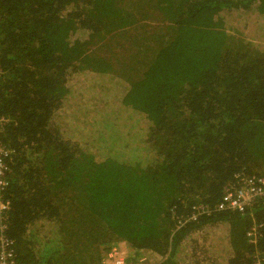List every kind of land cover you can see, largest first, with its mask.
<instances>
[{
    "label": "trees",
    "instance_id": "16d2710c",
    "mask_svg": "<svg viewBox=\"0 0 264 264\" xmlns=\"http://www.w3.org/2000/svg\"><path fill=\"white\" fill-rule=\"evenodd\" d=\"M121 32L126 62L102 57ZM0 117L13 264H102L115 241L155 264L264 253V201L215 209L264 177V0H0Z\"/></svg>",
    "mask_w": 264,
    "mask_h": 264
},
{
    "label": "built area",
    "instance_id": "2783aa9c",
    "mask_svg": "<svg viewBox=\"0 0 264 264\" xmlns=\"http://www.w3.org/2000/svg\"><path fill=\"white\" fill-rule=\"evenodd\" d=\"M9 123L5 117H0V132L4 130ZM11 151L0 141V264H13L14 240L8 236L10 211L12 202L6 198L8 181L6 172L9 171L8 161L11 160ZM258 201H264V177L257 175H237L235 180L227 185L215 209L219 211H236L244 213ZM192 213L187 215L181 223L187 220H195L202 214L211 212L210 207L204 203L195 204L191 210ZM258 223H254L247 232L250 242H255L258 238ZM128 251L122 243L111 245L108 252L105 253L102 264H129ZM256 264H264V253H257L255 256Z\"/></svg>",
    "mask_w": 264,
    "mask_h": 264
},
{
    "label": "rangeland",
    "instance_id": "374dc122",
    "mask_svg": "<svg viewBox=\"0 0 264 264\" xmlns=\"http://www.w3.org/2000/svg\"><path fill=\"white\" fill-rule=\"evenodd\" d=\"M130 33H125V32H121L120 36H119V41L120 42H114V40H112L111 42H109V49H107V47H104V49L102 51H100V54L102 57H105L106 59L115 57L117 58V60H122L123 62H126L125 58H127V52L125 51L126 47H129L133 44V42L131 41H126V37L129 36ZM246 40L251 41L249 38L245 37ZM252 42V41H251ZM121 44V45H120ZM102 47V46H101ZM103 48V47H102ZM131 49H134V45L131 47ZM118 73L121 75H124L125 72L121 73L120 70H117ZM125 85H119L120 91H122V87ZM119 91V90H118ZM118 91L116 89H113L112 94H118ZM92 103V102H89ZM88 103V104H89ZM125 136H130V134H126ZM118 243H122L123 245H125L127 251H128V260L131 263L134 264H155L157 260H159L160 258L153 252V251H145L142 255H140L139 257H137L136 259H134V257H136V252L135 250L131 249V247L125 242V241H115L113 242L111 245H115Z\"/></svg>",
    "mask_w": 264,
    "mask_h": 264
},
{
    "label": "clouds",
    "instance_id": "9594fccd",
    "mask_svg": "<svg viewBox=\"0 0 264 264\" xmlns=\"http://www.w3.org/2000/svg\"><path fill=\"white\" fill-rule=\"evenodd\" d=\"M250 176H252V175H250Z\"/></svg>",
    "mask_w": 264,
    "mask_h": 264
}]
</instances>
